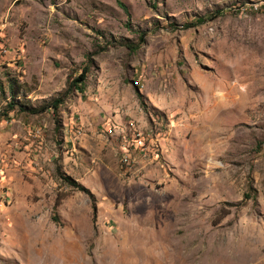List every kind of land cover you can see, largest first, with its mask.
I'll return each mask as SVG.
<instances>
[{
    "label": "rangeland",
    "instance_id": "obj_1",
    "mask_svg": "<svg viewBox=\"0 0 264 264\" xmlns=\"http://www.w3.org/2000/svg\"><path fill=\"white\" fill-rule=\"evenodd\" d=\"M261 3L0 0V264H264Z\"/></svg>",
    "mask_w": 264,
    "mask_h": 264
},
{
    "label": "trees",
    "instance_id": "obj_2",
    "mask_svg": "<svg viewBox=\"0 0 264 264\" xmlns=\"http://www.w3.org/2000/svg\"><path fill=\"white\" fill-rule=\"evenodd\" d=\"M84 79V74L83 75H78L74 81L72 82V84L75 86V88H79L81 89V82L83 81ZM58 100H52L48 105H42L38 110H36L35 112H40L48 107H51L52 109H56L57 108V105H58Z\"/></svg>",
    "mask_w": 264,
    "mask_h": 264
},
{
    "label": "built area",
    "instance_id": "obj_3",
    "mask_svg": "<svg viewBox=\"0 0 264 264\" xmlns=\"http://www.w3.org/2000/svg\"><path fill=\"white\" fill-rule=\"evenodd\" d=\"M254 10H257L259 8H263L264 9V3H261V4H258L257 6L255 7H252Z\"/></svg>",
    "mask_w": 264,
    "mask_h": 264
}]
</instances>
